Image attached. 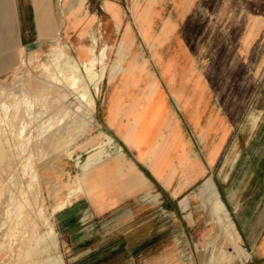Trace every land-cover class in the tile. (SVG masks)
Wrapping results in <instances>:
<instances>
[{"label": "crops", "instance_id": "crops-1", "mask_svg": "<svg viewBox=\"0 0 264 264\" xmlns=\"http://www.w3.org/2000/svg\"><path fill=\"white\" fill-rule=\"evenodd\" d=\"M81 1L70 12V0H14L22 45L77 30L85 12L119 29L121 4ZM154 1L144 15L159 43L150 38L149 58L132 57L125 71L102 73L103 137L76 157L78 188L59 229L99 264H204L215 226L229 221L225 237L245 258L233 264H264V0L212 10L200 0ZM186 31L198 33L195 48Z\"/></svg>", "mask_w": 264, "mask_h": 264}, {"label": "rangeland", "instance_id": "rangeland-1", "mask_svg": "<svg viewBox=\"0 0 264 264\" xmlns=\"http://www.w3.org/2000/svg\"><path fill=\"white\" fill-rule=\"evenodd\" d=\"M200 1L206 8L212 10L214 6L222 7L225 0ZM114 2L121 4L123 9L118 30L104 13L98 11L97 16L89 17L85 12L81 16H76L77 23L85 22L79 25L77 30L62 32L59 38L44 44L25 47L20 41L14 0H0V103L5 102L10 105L14 101L12 99H16L23 89L31 90L36 96L32 102L35 106L30 109V113L32 112L31 119L28 118L30 123L27 125L31 140L23 146L11 140L6 152L0 154V264H99V260L97 261L99 257L86 254L82 245L81 250H74L69 244L68 233L60 231L58 222L61 212L78 188L75 187L78 185L76 182L79 170L75 164L76 157L79 156L83 161L86 153L103 137L101 127L97 126L96 111L102 98V80L98 83L99 90L94 93V104L89 117L91 120L85 131L75 138L74 148L71 154L67 155L64 150L65 142L69 131L75 128V123L69 119L62 123L56 120L64 108L70 107V99L64 94L71 89L67 85H61L60 82L50 86L49 74L43 67L47 64L48 58H55L56 48L52 46L60 42L67 43L68 53L77 59L84 58L88 52L76 57L75 44L80 43L86 49L84 46L95 43L96 52L101 51L105 46V65L100 67L97 64L93 68L99 73L102 71L104 75L109 71L121 70L122 65H129L134 56L149 58L153 46L149 44L150 38L157 43L160 39L158 36L149 37V16L144 13L157 1L114 0ZM81 4V0H70L69 11H76ZM92 4L96 6L95 0H92ZM72 19L75 20V16ZM74 20L72 21L75 22ZM138 20L146 24V28L141 27L140 30L141 25H138ZM89 21L93 25L86 27L85 24ZM153 21L158 23V17L153 16ZM184 34L195 48L198 33L186 31ZM212 46V33L206 32L202 45L205 56L213 54ZM90 72L82 70V74L92 83L93 88V83L99 74L95 73L94 78L89 79L92 74ZM36 87L40 89L37 90ZM92 88L90 90L93 91ZM10 109L14 110V107L11 105ZM21 113L22 110L16 113L17 122L8 120L10 125L0 119L1 138L8 134V137L16 135ZM6 124L10 126L8 130L9 126ZM49 126L52 129L49 130ZM40 129H43L41 135L43 140L35 143L40 139L36 137ZM51 130L56 131V139H52ZM0 144L3 145L1 141ZM84 170L85 168L81 172L83 173ZM62 200L67 202L63 207L58 208ZM49 224L54 229V238L53 235L44 236L50 229ZM217 228L218 226H215V229ZM35 238L40 239L37 245L34 244ZM228 243L225 235L216 236V239L206 247L204 264H233L243 261L244 250L239 243H236L237 252Z\"/></svg>", "mask_w": 264, "mask_h": 264}, {"label": "bare ground", "instance_id": "bare-ground-1", "mask_svg": "<svg viewBox=\"0 0 264 264\" xmlns=\"http://www.w3.org/2000/svg\"><path fill=\"white\" fill-rule=\"evenodd\" d=\"M59 18H60V16H59ZM60 22H61V20H60ZM52 48H56V52H57L56 56L54 59L48 58L47 64H44L43 68L47 72V74H49V85L50 86H52L56 82H60L61 85L62 84L67 85L71 89V91H68L64 94L65 97H68L70 99V102H69L70 107L64 108L63 112L60 114V116L56 120V122L62 123L64 121H67V119H69V121H73L75 123V128H72L68 133V139L66 140L65 147H64L65 153L67 155H70L73 148H74L73 144L75 143V138L85 131V128L87 127L89 121L91 120V118H89L90 113H91L90 109L92 108V106L94 104V95L92 94V90H90V88H92L91 87L92 83L88 82L87 78L84 77V75L82 74V70H86L87 72L91 71L90 73H92V74H90L89 79H93L95 73L99 74V76L96 77V79H95L96 81H94L95 83H93L92 89H96L98 87L97 84L101 81L102 71H100V73H99V72H97L98 70H94L93 68L97 64H99L100 67L105 65L104 59L106 57V52H105L106 47L103 46L101 51L96 52L95 51V43H91V44L87 45V47H86V51L88 52V54L84 58H80V59H77L68 53L65 43L60 42L58 44L53 45ZM126 52H127V50H126ZM127 68H128V65H124V66L122 65L120 67V69H121L120 71H123V70L125 71ZM111 72H115V70H113ZM36 89L39 90L40 87H36ZM10 96H11V94H10ZM34 98H36V96L34 95V93L31 90L23 89L21 91V94H19L16 99L15 98L12 99L14 101L10 105L6 104L5 102L0 103V111H2V114L0 115V119L5 120L6 123H8V120H12L13 122L14 121L17 122L16 113L19 110L20 111L22 110V113H21L22 115L20 114L21 117L19 119L20 122L18 123L19 125H17L18 127L16 126L18 128V131H16L17 133H15L16 135L14 134L15 136L11 135L13 137H11V136L8 137L9 136V134H8V136L4 135V137H2V138L0 137V141L3 143V145L0 144V154H3L6 152L5 151L6 148L11 145V140L15 141V143H17L21 146L26 145L31 140L30 130H29V128H27V125L30 123L29 122L30 121L29 119H31L30 116H32V115H30L32 113V112L30 113V109L35 106V105L34 106L32 105ZM11 105L14 107V110L12 109L13 111L10 109ZM33 112H35V111H33ZM8 124L10 125V123H8ZM8 124H6V125H8ZM53 124H54V122H53ZM53 124L50 123L51 126ZM52 127L50 128V126H49V130L52 129ZM9 128H10V126L7 128V130ZM13 129H14V127H13ZM11 130L12 129H10V131ZM0 131L2 132V130H0ZM42 132H43V129H40L37 132L36 137H37V139L38 138H40V139L36 140L35 143H40L43 140V139L41 140ZM47 133H49V132L47 131ZM50 133H51L52 139H56V131H52ZM3 134H4V132H3ZM6 134H7V132H6ZM71 144H72V146H70ZM10 150H11V148H10ZM12 152H14V151L12 150ZM7 154H9V153H7ZM32 176H33V174H32ZM228 222L229 221H220V226L218 227L219 230H217L216 233H214L215 235L213 236V238L208 243L213 242L216 239V236H218L219 234H223V235L229 237ZM49 228L50 229L47 230L44 234V236H46V237L52 236L53 227L51 224H49ZM24 241H26V240H24ZM39 241H40L39 238L36 239L34 244L37 245V243ZM230 246H231V243H230Z\"/></svg>", "mask_w": 264, "mask_h": 264}]
</instances>
